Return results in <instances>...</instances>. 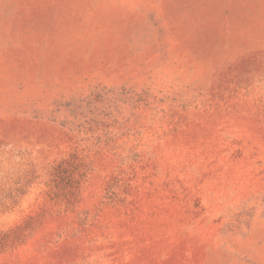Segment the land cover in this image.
<instances>
[{"label": "rangeland", "instance_id": "374dc122", "mask_svg": "<svg viewBox=\"0 0 264 264\" xmlns=\"http://www.w3.org/2000/svg\"><path fill=\"white\" fill-rule=\"evenodd\" d=\"M0 264H264V0H0Z\"/></svg>", "mask_w": 264, "mask_h": 264}]
</instances>
